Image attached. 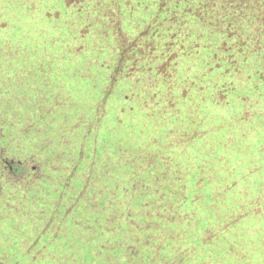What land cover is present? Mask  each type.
Wrapping results in <instances>:
<instances>
[{"label":"rangeland","instance_id":"obj_1","mask_svg":"<svg viewBox=\"0 0 264 264\" xmlns=\"http://www.w3.org/2000/svg\"><path fill=\"white\" fill-rule=\"evenodd\" d=\"M44 1L0 0V55H9L17 83L16 90L11 78L0 86L2 146L28 171L10 181L20 197L12 202L26 214L0 213V264H51L48 256L59 258L54 264H264V99H250L252 84L232 79L242 77L235 71L226 78L218 74L224 86L210 98L234 91L238 96L222 110L231 117L216 118V129L228 127L215 134L210 129L216 142L209 149L214 119L204 117L206 86L181 83L166 92L170 86L161 88L165 82L156 72H149L155 83H148L131 52L151 16L126 10L144 8L140 0H66V6ZM87 7L107 9L124 23L110 25L100 16L112 27L105 32L86 20ZM49 9L60 10V22H44ZM118 25L124 30L117 35ZM91 45L101 47L95 55L87 54ZM123 50L124 69L118 62ZM149 57L150 68L168 71L157 53ZM135 74L142 79L129 82ZM79 76L86 82L75 88ZM109 76L120 82L107 105ZM186 94L192 104L181 100ZM119 106L122 123L112 116ZM56 206L60 211L48 231L59 232L39 236ZM129 243L135 253L130 261Z\"/></svg>","mask_w":264,"mask_h":264},{"label":"trees","instance_id":"obj_2","mask_svg":"<svg viewBox=\"0 0 264 264\" xmlns=\"http://www.w3.org/2000/svg\"><path fill=\"white\" fill-rule=\"evenodd\" d=\"M65 1L66 0H58V2L56 0H45L44 5L48 6L49 4H57L56 6H58L59 4H61L62 6H66L67 4ZM75 1H77V4L79 1L80 4L85 3L87 0ZM109 1V3L117 5V3L121 0ZM153 1L154 2H152V0H140L139 4H144V8H139L137 6L135 9L132 6L129 9H126L127 11L131 9L135 10V13L138 12V15H141V18L146 17L148 11L151 14L150 18L145 22L144 26L142 27V30L140 29L141 31L137 35L138 39L135 40V42L133 43V48L131 50V52H136L134 53L137 58L136 61L141 60V62H138V64L140 67H142V69H145L143 73L145 74V76H147L146 79L148 80V83H155V81L149 79V77L151 78V74L149 72L154 71L156 72V77H158V80L161 81V83L165 82L163 83V86L160 85L161 88L167 86L166 89H168L170 86V88L166 90V92L169 91L170 93H174L176 91L174 90L176 85L181 83L184 84V86H189L193 83L192 89H195L196 85L204 84L206 87H202L201 91H206L207 97L205 98V100L209 103L207 107H204V117L207 120L214 119V121L210 123L211 127L209 128V133L211 129L214 134L228 127V125H225L222 126L221 129H216L217 125H215L214 123H217L219 120H221V117H231V115L227 114L226 112L222 113V110H225V108L229 110V105L231 103L228 102V99H235L238 96V92L234 91L232 94L229 93L225 97H223L221 94H217V96L215 95L213 99L210 98V95L214 94L215 90H220L218 88L224 86V82L218 77V74H222V76L225 78L232 71L241 74V78L238 76H232L231 78L237 81H242L245 84H252L255 94L253 95V98L250 99H264V0ZM67 3L70 4L69 1H67ZM26 4L29 5L30 3H22L23 6H25ZM28 5H26V7ZM97 6H99V4H97ZM87 9L88 7L85 8V10ZM124 10L125 8H122L121 12H123ZM51 11L52 9H49V13L43 16V18H46V21L44 22H47L49 24L53 22H60V10H58L59 14H54ZM83 11L84 9L79 10V12ZM88 13L89 16L86 14V20L98 23V25L101 26L102 30H107L105 32H109V29L107 28L112 27L104 24V20H106L110 25H115L116 23H121L122 21L124 23V20L121 17V19H114L113 14H110L107 9H88ZM51 15H56L57 20H51ZM100 16H102L104 20L97 19ZM29 17H31V14ZM54 30L52 32H54ZM85 30L88 31L87 29ZM123 30L124 27H120L118 25L117 35L118 32H123ZM122 34L124 33H120L119 36H121ZM94 47L93 45H91V47L87 49V54L92 52L93 55H95L96 50H99V48H101L95 45ZM125 51L128 50L125 49ZM123 52L124 50L122 51V53L119 54L118 59V62L121 65L122 69L125 68L124 60L126 59V54ZM147 52L151 53L152 57H154V55L157 53V55L161 57L160 61L165 62L163 64L164 71H168L166 73H163L161 68H157L156 70L154 68H150L149 65L145 64V62L148 60L145 58L149 57L147 55ZM81 53L82 54L79 53L80 58L83 57V54L86 55V51H81ZM2 55L6 56V58H4ZM7 56L9 55H0V75H6L5 78L7 79H4L0 83V86L4 85L11 78L14 80L16 90L17 83H15L16 79L13 77V75H15L14 73H16V68L14 66L13 69L12 64L9 63L11 62V60H9ZM152 57L149 58L152 59ZM23 60H32V57H25L23 58ZM21 63L24 64L22 61ZM104 66L103 68H105ZM150 66H152V63L150 64ZM86 70L90 72V68H87ZM140 76L135 74L134 78H132L133 80L131 79L129 82H139L140 79H142V77L140 78ZM203 78L206 79L203 80ZM109 79L110 84L106 92L103 94L104 101L107 105L109 104V102H113L110 101L111 97L113 94L116 93V84L120 82L118 77L115 78V80L113 77L112 80V77L109 76ZM228 81L233 82L234 80H230L229 78ZM85 82V78L79 76L77 78V83H75V88L79 86L84 87ZM171 85H173V87H171ZM15 90H13V92ZM183 99H185L188 103L192 104V100L189 94L183 95L181 100ZM123 100L130 101V98L129 96H126L123 97ZM258 104L259 102H256V105ZM222 106L224 107L222 108ZM218 108L220 109L219 111L217 110ZM185 114L186 112L185 110H183V112L176 114V116ZM112 116L113 121L115 120V122L118 123L124 122V119L121 116L120 106L119 109L113 108ZM216 118H219V120L215 121ZM96 122L103 123L101 118H97ZM170 125L171 123L169 124V126ZM97 127L98 124L96 128ZM3 129L4 127L1 126L0 213L2 212L6 218H11L14 213H19L24 216L26 213L22 212L21 210L17 211L12 202L14 201L16 203V201L19 200L20 197L17 196L19 195V193L17 192L18 188H15V186L12 185L15 189H17L16 191L13 187H11L10 181L12 183H15L12 179L13 177H15L14 174L18 176H25L28 171L26 169V166L24 165V161L21 158H17V160H15L11 149H7L5 151V147L2 146L6 139L5 131ZM103 130L104 129H102L101 131ZM112 133H116V131L113 130ZM212 135L213 134H211L209 139H207L208 141L205 143V146L209 149L214 147V145H210V141L214 144L216 142V140L210 139ZM101 136L102 133L98 131L96 134L97 144L99 143V139H101ZM197 137L198 135H195L194 139L196 140ZM198 143L200 142L198 141ZM256 165L258 164L256 163ZM176 178L177 181H180V177L177 176ZM234 185L235 182H232L229 187L234 188ZM11 192L12 194L10 195ZM176 194H178L177 196L180 195L179 192H176ZM187 196L193 198L190 194H187ZM182 199L183 201L185 200L186 203H189V200L186 199L185 196ZM197 199L199 198H196L195 200ZM60 204L63 205L62 203H59V205ZM58 207L59 206H56L51 215L47 216V218L45 215H43V219L46 218L45 229L39 232V236L43 237L45 231L49 233L50 231L56 230V227L55 229L51 228L49 231L48 228L50 219L51 221H56V216L60 211ZM112 230L115 231L113 227ZM57 232H59V228L58 230H56V234ZM104 232L105 234H107L106 231ZM118 233H113L117 234L114 236L116 239L120 237ZM109 236L110 234L107 236L105 242H102L104 243L102 245L103 249L101 248L102 250H106V246L109 244L110 241ZM126 242H129V237L124 239L123 244L125 245ZM121 246L123 245L121 244ZM127 250L129 251L128 259L130 261L131 256H135V253L133 252V247L130 243L128 244ZM58 259V257L56 258L54 256H48V260H52L50 262L48 261L51 264L58 263Z\"/></svg>","mask_w":264,"mask_h":264}]
</instances>
